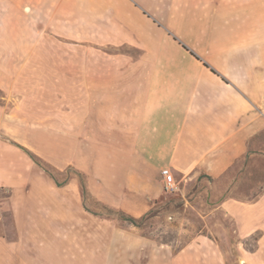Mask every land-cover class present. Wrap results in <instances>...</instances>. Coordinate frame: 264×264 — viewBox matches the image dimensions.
Returning <instances> with one entry per match:
<instances>
[{"label":"crops","instance_id":"1","mask_svg":"<svg viewBox=\"0 0 264 264\" xmlns=\"http://www.w3.org/2000/svg\"><path fill=\"white\" fill-rule=\"evenodd\" d=\"M73 1L0 0V264H225L217 245L252 236L242 264H264V0H176L175 18L148 14L155 37L136 59L92 54ZM74 132L81 211L100 217L93 195L136 219L167 212L194 229L184 247L119 226L105 247L103 229L74 239Z\"/></svg>","mask_w":264,"mask_h":264},{"label":"rangeland","instance_id":"2","mask_svg":"<svg viewBox=\"0 0 264 264\" xmlns=\"http://www.w3.org/2000/svg\"><path fill=\"white\" fill-rule=\"evenodd\" d=\"M177 6L176 0H74L72 4V24L71 29L74 33L82 32L91 46V53H97L100 50L109 55H118L121 58L136 59L142 53L144 48L148 49L150 38L155 37L154 27L148 21V14L155 12L160 17L161 8H164L165 14L169 12L170 18H175V13H170L171 8ZM175 23V22H174ZM158 25V24H157ZM159 26V25H158ZM113 34L118 36V43L113 46L98 47L97 40ZM74 39H79V35L73 36ZM191 38V36H186ZM75 43V41H72ZM170 42V41H169ZM74 54H77L74 52ZM74 146L72 164L66 167L67 174H71L72 180L68 188L72 189L73 193V232L74 239L80 237L82 228L85 232L88 231V238L91 242L96 239V231H104L102 244L107 246L108 235L113 226L125 227L133 229L136 233L152 237L157 242L167 243L172 248L173 252L178 251L185 246V241L190 238L189 230L191 228H181L177 221L169 216V213H162L157 218L152 217L145 221L140 228L129 226V224L119 221L115 218V213L118 210H111L106 207L98 209V197L84 195V202L88 205L89 212L99 215L95 218L90 214L81 211L80 203V159H81V133L74 132ZM85 149H87L85 147ZM91 155L94 148L87 149ZM69 166V165H68ZM49 174L56 176V181L62 183L67 177L65 172L50 171ZM67 181V180H66ZM86 187L89 191H97L98 184L96 180H87ZM83 185V183H82ZM83 187V186H82ZM192 218L190 224L197 225V220ZM87 220V222H86ZM188 230V232H186ZM95 237V238H93ZM219 250L225 254V264H242L239 252L241 248L246 251H254L257 247L256 236L250 237L243 245L218 244Z\"/></svg>","mask_w":264,"mask_h":264},{"label":"trees","instance_id":"3","mask_svg":"<svg viewBox=\"0 0 264 264\" xmlns=\"http://www.w3.org/2000/svg\"><path fill=\"white\" fill-rule=\"evenodd\" d=\"M36 162V161H35ZM156 214L155 210H150L146 214H144L140 218H133L131 216L126 215L125 213L118 211L115 213V218L118 219L119 221L125 222L133 227L140 228L142 225H144L145 221L149 218H152Z\"/></svg>","mask_w":264,"mask_h":264},{"label":"built area","instance_id":"4","mask_svg":"<svg viewBox=\"0 0 264 264\" xmlns=\"http://www.w3.org/2000/svg\"><path fill=\"white\" fill-rule=\"evenodd\" d=\"M162 187L165 193L174 194L179 190L178 184L169 169L161 170Z\"/></svg>","mask_w":264,"mask_h":264}]
</instances>
